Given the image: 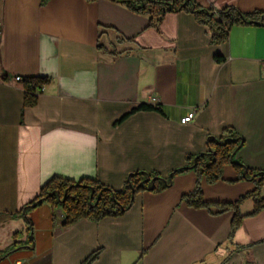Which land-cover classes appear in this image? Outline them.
<instances>
[{
    "label": "crops",
    "instance_id": "0c3cea01",
    "mask_svg": "<svg viewBox=\"0 0 264 264\" xmlns=\"http://www.w3.org/2000/svg\"><path fill=\"white\" fill-rule=\"evenodd\" d=\"M197 1L264 11V0ZM150 18L110 0H0V264H81L99 249L92 264H264V210L228 239L232 212L181 201L196 186L193 172L99 223L64 227L63 210L49 204L19 213L55 176L115 190L137 170L167 176L227 127L245 139L236 159L264 168V26L233 27L212 45L191 14L145 29ZM18 76L50 78L36 106L24 107ZM141 103L164 113L114 125ZM236 177L227 166L224 181H202L205 199L234 202L254 188L228 182ZM253 209L251 199L240 206L242 215Z\"/></svg>",
    "mask_w": 264,
    "mask_h": 264
},
{
    "label": "trees",
    "instance_id": "16d2710c",
    "mask_svg": "<svg viewBox=\"0 0 264 264\" xmlns=\"http://www.w3.org/2000/svg\"><path fill=\"white\" fill-rule=\"evenodd\" d=\"M50 0H41V6ZM89 3L98 0H85ZM139 14L150 16L145 29L158 26L166 14L186 13L194 16L198 24L206 27L210 33V43L221 45L228 41L233 27L256 25L264 26V11L255 10L245 13L234 6H226L216 10L207 7L197 0H110ZM111 54H117L111 52ZM218 62L224 61L220 55ZM48 77H28L22 80L24 89V107L37 105L42 88L50 83ZM140 111H152L163 114L161 105L141 103L128 113L124 114L114 125H119L129 116ZM245 139L232 127L223 130L220 137L208 135L206 138L207 150L202 153L188 155L186 164L174 169L167 176L157 171L137 170L126 177L123 187L115 190L98 179L83 178L79 181L55 176L45 183L38 195L26 204L19 213H26L43 204L59 207L64 212L63 226H70L80 220H89L95 223L106 218H117L125 215L134 205L137 195L144 192L155 194L170 189L177 176L193 172L197 181L194 190L182 195L181 201L194 209L218 208L221 213L232 212L231 233L232 239L236 230L242 225L246 217H252L264 210V168L256 169L236 159L239 151L244 147ZM232 166L237 177L228 181L236 183L243 180L252 182L254 188L241 195L234 202L208 201L204 197L202 181L214 185L224 181V170ZM251 199L254 203L253 212L242 215L241 204ZM144 250L142 255H145ZM101 249L90 254L81 264H92L100 256ZM198 264H203L200 262Z\"/></svg>",
    "mask_w": 264,
    "mask_h": 264
},
{
    "label": "built area",
    "instance_id": "2783aa9c",
    "mask_svg": "<svg viewBox=\"0 0 264 264\" xmlns=\"http://www.w3.org/2000/svg\"><path fill=\"white\" fill-rule=\"evenodd\" d=\"M0 35H1V30H0ZM15 80L17 82H22L23 78H21L20 76L16 77ZM194 113H190L188 114L187 116H185L184 118L181 119V123H187V122H190L193 118H194Z\"/></svg>",
    "mask_w": 264,
    "mask_h": 264
}]
</instances>
